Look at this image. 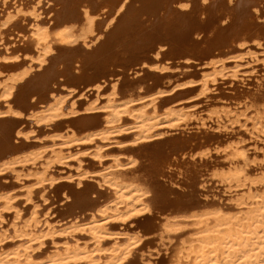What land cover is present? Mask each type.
<instances>
[{"label": "bare ground", "instance_id": "obj_1", "mask_svg": "<svg viewBox=\"0 0 264 264\" xmlns=\"http://www.w3.org/2000/svg\"><path fill=\"white\" fill-rule=\"evenodd\" d=\"M258 51L264 53V0H0V175L12 171L24 189L20 192L32 205L31 212L26 213L10 190L0 194V264H264V159L258 161L252 156L246 138L234 136L236 128L247 133L248 139L258 140L264 134L262 93L255 96L258 99L247 89L245 93L231 92L227 98L214 96L222 105L208 102L207 115L178 105L187 89L191 90L188 86L195 83L200 89L198 95L206 99L213 98L227 80L246 86L251 79L264 87V55ZM172 57L179 59L182 67L210 70L202 71L199 79H185L168 88L163 82L150 81L145 95L140 92L145 87L141 83L139 90L135 87L136 96L131 91L118 96L119 81L130 74L129 70L147 65L164 73L168 65L156 62ZM246 65L250 70L242 69ZM104 89L108 94L99 105L97 101L106 95ZM161 105L167 106L163 112ZM249 108L252 111L248 115ZM25 115L29 123L46 125V142L25 145L37 147V151H23L19 144L35 137V128L21 126L18 117L24 119ZM162 115L173 129H215L236 138L220 141L215 163L208 159L212 150L203 145L205 141L195 151L199 158L194 157L193 134L179 144L172 142L175 145L168 151L155 154L157 178L166 177L169 171L164 169L172 167L174 177H167L170 181L178 177L185 182L198 179L202 185L220 183L236 192L230 205L234 211L217 202H202L201 207L187 202L188 207H182L175 194L169 196L172 183L165 185L159 178L158 187L163 184L166 190H155L149 179L123 175L125 165L137 159L130 158L125 164L120 154L111 153L110 144L121 146L126 136L143 143L164 134L159 122ZM63 117L67 125L65 131L58 132L53 124ZM80 142L91 143L92 160L102 167L94 177L97 185L109 192V200L97 204L85 192L74 193L75 206L65 212L75 216L59 224L35 201L34 186L40 185L45 192L54 185L56 166L68 168L67 177L75 178L77 184L93 178L85 170L84 158L78 155ZM42 148L50 149L46 161L41 160ZM27 163L34 168L27 174L35 178L30 184L19 172ZM251 163L260 168L258 174L251 173ZM151 193L161 201L159 213L170 211L167 215L156 216L154 223L151 219L144 233H130L125 226L112 228L110 222L123 226L149 211ZM87 197L91 211L77 213L88 204ZM42 201H48L46 194ZM151 204L153 207L155 203ZM3 209L11 211V221ZM145 222L141 223L150 221ZM149 233H155L168 251L159 263L149 254L136 260L140 242ZM45 243L52 244L49 253L43 252L48 246H42ZM35 246L44 248L36 252Z\"/></svg>", "mask_w": 264, "mask_h": 264}, {"label": "rangeland", "instance_id": "obj_2", "mask_svg": "<svg viewBox=\"0 0 264 264\" xmlns=\"http://www.w3.org/2000/svg\"><path fill=\"white\" fill-rule=\"evenodd\" d=\"M126 39V38H125ZM125 41V40H124ZM167 49V48H166ZM246 50H244L245 52ZM258 55L261 54L264 55V53H261L260 51H258ZM166 55V54H165ZM247 55V54H246ZM244 55V56H246ZM178 60L177 58H171V59H168V60H165V61H158L156 63H161L163 64L164 62L168 65L169 68H167L166 72L164 73H160L159 72V69H156L155 67H148L147 65H142V66H135L134 68H132L130 71V74L128 76H125L127 77L125 80L123 77L122 80L119 81L120 84L119 85V91L124 92L125 89L128 87H130L127 91H125L124 93H121L118 95L119 97H122V96H127V94L131 91V93H133L135 95L136 94H139L138 93V90H139V86L141 85V87H143V85L145 87H143L142 89H140V92H142V90L145 93L147 94L148 93V87L149 85L147 84L148 82L151 83L152 81L156 82H163V85L164 87H167L168 86H172L176 83H180L182 82L183 80L185 79H193V80H196V79H199L200 78V75L202 74V71H209L210 69L209 68H205V69H201V71H199V67H182V65H180V63H178ZM120 61H123V59H120ZM175 62V63H174ZM180 65V66H179ZM147 66V67H146ZM247 66V65H246ZM243 66L242 69L244 70H250V66ZM143 67V69H142ZM145 67V68H144ZM119 66L117 67V70H118ZM258 68H261L260 65ZM184 71V72H183ZM191 71V72H190ZM198 71V72H197ZM168 72V73H167ZM190 72V73H189ZM198 74H197V73ZM189 73V74H188ZM192 73V74H191ZM195 73V74H194ZM168 74V75H167ZM190 74L194 77H191ZM194 74V75H193ZM197 74V75H196ZM137 75V76H136ZM159 76H162V78H160ZM118 77V76H116ZM133 77V78H132ZM136 78V79H135ZM196 78V79H195ZM136 80V81H134ZM143 80V81H142ZM148 80V81H147ZM128 81V82H127ZM132 81V82H131ZM134 81V83H133ZM140 84H139V82ZM145 81V82H144ZM151 81V82H150ZM248 81H250L248 85L245 86V84H238V83H230L227 81H225V83H223L220 88H219V91L217 90V92H215L214 94H212L213 98H210V99H206L204 98L203 96L201 95H198L200 89H199V86H196L198 83H195L193 85H190L188 87L191 88V90H193V92L191 93V90L188 88L187 90L186 89H183L181 91H187L185 93V97H184V101L181 100L178 105L180 104L181 106H187V107H190L191 109L193 110H199V111H203L204 115L208 114L207 113V103L210 102V101H214V102H217L216 104L217 105H222L220 102V99H214V96L216 98H221V97H224V98H227V95L230 94L231 92H236V91H240L242 93H245V90L244 89H247V92L248 94H251L252 96H260L259 94L262 93L263 97H264V89L260 88V87H263L262 85H260L257 81L255 80H251L249 79ZM125 82V83H124ZM127 82V83H126ZM144 82V84H143ZM228 82V83H227ZM136 83H137V86H136ZM69 85H71L72 83H68ZM130 85V86H127V85ZM67 85V83H66ZM139 85V86H138ZM258 85V86H257ZM72 86V85H71ZM123 86V87H122ZM126 86V87H125ZM226 86V87H225ZM257 86V87H256ZM73 87V86H72ZM133 87V88H132ZM138 90H136V88ZM195 87V88H194ZM198 87V88H197ZM233 87L235 89H233ZM132 88V90H130ZM237 88V89H236ZM255 88V89H254ZM257 88V89H256ZM264 88V87H263ZM80 89V88H78ZM135 89V90H134ZM225 89V90H224ZM232 89V90H231ZM259 89V90H258ZM109 90V89H108ZM134 90V91H133ZM250 90V91H249ZM258 90V91H256ZM261 90V91H260ZM190 91V92H189ZM195 91V92H194ZM106 92V93H105ZM226 92V94L223 96L222 94ZM260 92V93H259ZM103 94H106V95H103L102 97H100V99L97 101V103L99 105H102L105 101V98L108 94V91L106 89H104V91H102ZM189 93V94H187ZM219 93V94H218ZM221 93V95H220ZM125 94V95H123ZM143 94V95H145ZM184 95V94H183ZM220 95V96H219ZM136 96V95H135ZM251 96V97H252ZM95 95L93 94V99H94ZM69 98V97H68ZM72 97H70L68 100H71ZM104 98V99H102ZM256 98V97H255ZM258 99V98H256ZM103 100V101H102ZM202 100V101H201ZM233 101L232 98L229 97V101ZM102 101V102H101ZM189 103V104H188ZM219 103V104H218ZM188 104V105H187ZM203 104V106H202ZM4 105V104H3ZM162 107V108H161ZM167 106H160V112H163L164 109L166 108ZM198 108V109H197ZM250 110V111H249ZM101 111V110H99ZM252 111V108H249L248 109V112L247 114H251L250 112ZM28 115V113H27ZM27 115L24 116V119L23 117H18V119L21 120V126H26L27 124L29 125V129L31 128H35V131L33 133V135H35V137H32V139L28 140V141H19V144L22 146V150L23 151H37V147H34V146H30L29 148H27L25 145L26 144H29V143H32L33 144H36L35 142H38L39 140L42 142L45 140H48L47 138V130H46V125L45 123H29L30 122V118L27 117ZM61 119V120H60ZM58 119L57 121H55L56 123L53 124V127L57 129L58 132H63L65 131V127L67 125V119H65L64 117L63 118H60ZM65 119V120H64ZM210 119V118H208ZM29 120V121H28ZM209 121V120H208ZM59 122V123H58ZM159 122L162 124L160 128V131L163 132L164 134H161V135H158V136H155L153 137L151 140H148V141H145V142H133V140L131 141V136H126L124 139H123V143L121 146H118L114 143H111L110 144V147L111 148V153H114V154H120L121 155V158H123V162H125V164L128 162V160L130 158H136L137 159V162L134 163V164H127L125 165L124 169H123V172H124V176L129 178V177H132V178H142L147 181H149L150 184H152L153 188L155 190H166V188H164L165 186L163 184H161L159 187V183L157 182L159 180V178L161 179L160 181L165 183V185H170V188H171V193H170V197L172 196H175L177 197V199L180 200V202H184L187 203V202H193L194 205L193 206H196V205H200V207L202 206V202H204V204L206 203L207 205L209 204L210 202V205L211 204H223L222 206L226 207V208H230V210L234 211V208H232L231 206L233 205L234 203V200L232 199L235 195H236V192L234 191H229L227 190V187L223 186L222 184H218V183H215V184H212V183H206V187H204L205 185H202L198 179L196 181H189V182H185L186 179L183 181L180 180L178 177H175L174 182L173 181H170L168 180V178H171L174 177V174L172 173L173 171H170L172 170V167H167L166 169H164V172H168L169 171V174L167 175L166 174V177H158L157 178V175H158V172H159V168L157 165V160H156V157H155V154L158 150H163V151H168L169 149L173 148V146L175 144H179L177 142H181L183 140V138H185L186 136H189L190 134H193L195 139L193 140V148H191L192 152L195 153L194 157L195 158H199V155L196 154L195 151H197L199 147V145H202L201 144V141H205V143L203 144L204 146L206 147H209L208 149L209 150H212L210 152V156H211V153H212V157L208 158L209 160H211V162H214V160L216 159V156L218 155L217 152H216V149L218 146H220V141H223L225 142L226 139H236L235 137L237 136H242L244 138H246V142L250 145V148H251V154L252 156H257L258 157V161H260L261 159H264V134H262V137L258 140H256V138H250L248 139L247 136V133H243V131L239 128H236L234 131L236 132L234 134V136L232 137V134H228L226 133L225 131H219V130H215V129H212L211 131L209 132H201V131H195L196 129H194V127H192V129L190 130H186V131H183L181 130L182 128H179V129H173L172 126H169L168 122L166 121V118L164 117V115L160 116L159 117ZM58 123V125H57ZM212 122L209 121V124H211ZM34 124V126H32ZM214 124V123H212ZM27 125V126H28ZM55 125V126H54ZM60 125V126H59ZM40 126V127H39ZM62 126V127H61ZM127 126H130V125H127ZM60 127V128H59ZM168 127V128H167ZM42 128V129H41ZM171 128V129H170ZM28 129V130H29ZM62 129V130H61ZM162 129V130H161ZM173 129V130H172ZM40 130V131H39ZM42 131V132H41ZM168 131V132H166ZM166 132V133H165ZM179 132V133H178ZM129 133V132H128ZM40 134V135H38ZM175 134V135H174ZM199 134V135H198ZM32 135V136H33ZM222 135V137L220 136ZM202 136V138H201ZM213 136V137H212ZM220 136V137H219ZM231 136V137H230ZM36 137H40L41 139H35ZM213 139H212V138ZM229 137V138H227ZM165 142H164V140ZM208 139V140H207ZM21 140V139H20ZM207 140V141H206ZM31 141V142H30ZM209 141V142H208ZM256 141V142H255ZM174 142V143H172ZM49 143V142H48ZM81 143V144H80ZM80 151H79V156L84 158V166H85V170L88 172V173H92L90 174L91 176H93V178H87V179H82V183L81 184H77L76 183V179H71L69 177H67L68 173H66V171H68L67 169L68 168H64V166L62 167H58L56 166L55 167V177L56 179L53 181L51 187H48L45 189V192L42 191V189L40 188V185H36L34 186L35 187V193H34V199L35 201L40 204V208L42 210H44V214L45 213H48V214H51V217H56V218H53L55 219V221H57L59 224L61 223H65V222H69L70 219H72V217L75 216H68L65 212V211H68V213L70 212V210L72 211V208L75 206L73 204V197H74V193H75V196L77 194H79V192L81 193H86L88 194L87 196L90 198V199H93V200H97V204H100L103 202L105 203L106 200H109V192L101 187V186H98L97 185V180L95 179V177L97 176L96 172H98L102 167H99L98 164L96 162H94L92 159V156L90 155V152L92 150L91 148V143L89 144V142H80ZM88 143V144H87ZM82 144H86L85 146L82 145ZM170 144V145H168ZM162 145V146H161ZM210 145V146H209ZM89 146V147H88ZM164 146V147H163ZM166 146V147H165ZM161 147V148H160ZM108 148V149H109ZM154 148V149H153ZM165 150H164V149ZM29 149V150H28ZM45 152L44 154L41 153V156L44 155V157H42V161H46L49 157V152H50V149H46V148H42ZM41 149V151H42ZM152 149V150H151ZM49 150V151H48ZM156 150V151H155ZM153 152V153H152ZM47 153V154H46ZM46 154V155H45ZM153 154V155H152ZM214 154V155H213ZM154 156V157H153ZM45 158V159H44ZM153 158V159H152ZM109 159V158H108ZM155 159V160H154ZM207 159V160H208ZM214 159V160H213ZM108 162H106L107 164L110 162L109 160H107ZM262 161V160H261ZM72 162V164H75L76 162L73 160L71 161L70 160V163ZM139 163V164H138ZM215 163V162H214ZM19 167V166H18ZM128 167V168H127ZM202 168H204V166H202ZM21 169V170H20ZM175 169V168H174ZM255 169V170H254ZM258 169V170H257ZM6 171L4 173H2L0 175V194L1 193H4V192H7L8 190H10L9 194H13L15 195V199L14 201L19 203L20 204V207L26 212V213H30L31 210H32V205H31V201L29 200H25L26 198V195L22 194L24 192V189L21 188V186H18V182L16 180V178L14 177L13 175V172L12 171ZM126 171H127V174H126ZM129 171V172H128ZM136 171V172H135ZM254 171V173H253ZM260 171V168H256V165H254L253 163H251V173L253 175L255 174H258ZM19 172L22 173L23 175V180L24 181H27L28 184L30 183H33L35 182V178L32 177V176H27L30 175L29 173L31 172H34V168H31L30 166V163H27L26 165L24 166H20L19 167ZM258 172V173H257ZM11 173V175H10ZM130 173V174H129ZM136 173V174H135ZM139 173V174H138ZM6 175V176H5ZM129 177H128V176ZM141 175V176H140ZM170 175V176H169ZM95 176V177H94ZM146 176V177H145ZM148 176H151L150 178ZM168 177V178H167ZM31 178V179H29ZM33 178V179H32ZM27 179V180H26ZM152 179V180H151ZM167 182H165L166 180ZM176 179H179V181H177ZM141 180V179H140ZM144 181V180H143ZM155 181V182H154ZM169 181V182H168ZM16 182V184L14 183ZM195 182V183H194ZM199 182V183H198ZM58 185H57V184ZM186 183V184H185ZM188 183V184H187ZM194 183V185H192ZM56 184V185H55ZM65 184V185H64ZM69 184V185H67ZM180 184L182 186H180ZM8 185V187L6 186ZM64 185V186H63ZM187 185V186H185ZM192 185V186H191ZM2 186V187H1ZM6 186V187H4ZM17 186V187H16ZM37 187V188H36ZM65 187V188H64ZM184 187V188H183ZM186 187V188H185ZM71 188V189H70ZM82 191H81V189ZM84 188V189H83ZM195 188V189H194ZM38 189V190H37ZM40 189V191H39ZM67 189V191H66ZM70 189V190H69ZM74 189V190H73ZM172 189H173V192H172ZM175 189V190H174ZM37 190V191H36ZM49 190V191H48ZM62 190V191H61ZM73 190V191H72ZM85 190V191H84ZM87 190V191H86ZM196 190V191H195ZM19 191L18 194H16L17 192ZM20 191H23V192H20ZM57 191V192H56ZM78 191V192H77ZM176 193H175V192ZM245 191V190H243ZM15 192V194H14ZM39 192V193H38ZM68 194H67V193ZM89 192V193H88ZM70 193V194H69ZM173 193V194H172ZM38 194V195H37ZM47 195L48 196V201H42L43 200V195ZM91 194V195H89ZM175 194V195H174ZM73 195V196H72ZM150 195V194H149ZM151 193V197L148 196V199H150V205H151V209L148 211H144L142 213H139L137 216H135V218L133 217V219H129L128 222H124V225L123 226H115V223L113 222H110V225L112 226V228H117V227H124L127 229L128 232L130 233H134V232H140V233H144L143 230H147V228H149V226H151V219H153V223L156 222L154 219L156 216H160L162 209L160 211V202L158 201V198L153 195ZM39 196V197H37ZM65 196V197H64ZM66 196H69L68 198H66ZM107 196V197H106ZM72 197V198H71ZM87 197V198H88ZM94 197H97L96 199ZM174 197V198H176ZM188 197V198H187ZM190 197V198H189ZM86 199L85 201H87L86 203V207L82 208V209H77L76 211H78L77 213H79L80 211L84 212L81 214H88L91 210L90 209H87L89 208V204L91 202H88V201H91ZM99 198V199H98ZM199 198V199H198ZM102 199L104 201H102ZM189 199V200H188ZM200 199L202 201H200ZM101 200V201H100ZM186 200V201H185ZM199 200V201H197ZM42 201V202H41ZM155 201V202H154ZM72 202V203H71ZM182 204V207H188L187 204ZM208 202V203H207ZM217 202V203H216ZM67 203H70V204H67ZM151 203H155L152 207V204ZM85 204V203H84ZM196 204V205H195ZM203 204V205H204ZM231 205V206H230ZM44 206V207H43ZM72 206V208H71ZM159 206V207H158ZM71 208V209H70ZM199 208V206L197 207ZM232 208V209H231ZM69 209V210H68ZM87 209V210H86ZM4 210V209H3ZM84 210V211H83ZM4 212L6 213V218L11 221L12 220V217L13 215L10 213L11 211L9 210H4ZM88 212V213H86ZM165 212V214L167 215L170 211H163ZM168 212V213H167ZM8 213V215H7ZM155 214V215H154ZM165 214H161L162 216L165 215ZM147 215V216H146ZM153 215V216H152ZM29 216V215H27ZM64 216V217H63ZM68 216V217H67ZM137 219V220H136ZM147 219V220H146ZM136 220V221H135ZM141 220V221H140ZM150 221L149 223H147V221ZM138 221V222H137ZM143 221H146L145 223H147L146 225L141 223ZM126 223V224H125ZM138 223V224H137ZM152 223V224H153ZM114 224V226H113ZM142 224V225H140ZM127 225V226H126ZM134 225V226H133ZM138 225V226H137ZM149 225V226H148ZM144 227V228H140V227ZM190 226V225H189ZM188 226V228H190ZM133 227V228H132ZM138 227V228H137ZM132 228V229H131ZM187 230V229H186ZM80 234V233H78ZM77 234V235H78ZM155 233H149L147 234V236L143 237V240L140 242V247L141 249L140 250H137L136 252V255L138 256L136 260L138 261H141V258L142 256L145 257L146 255L149 254L150 256V259L153 261H162L163 259H165L167 256H168V251L166 250L165 246H163L162 244H159V239L157 238V236L155 237ZM78 237L80 238L81 235ZM82 237H84L82 235ZM146 240H145V239ZM83 239V238H82ZM158 239V240H157ZM49 243L50 239H47ZM146 241V242H145ZM144 242V243H143ZM47 243L43 244L42 246H45ZM143 243V244H142ZM148 243V244H147ZM142 244V245H141ZM147 244V245H146ZM48 245V246H47ZM44 248V247H34V251H41L42 248L43 249V252L46 251L45 253H49V251H52V248L50 249V247H52V244H47ZM143 245H146V248L145 246L143 247ZM154 245V246H153ZM49 247V248H48ZM144 248V249H143ZM48 250V251H47ZM36 251V252H37ZM146 253V254H145ZM152 253V254H151ZM139 254V255H138ZM141 255V256H140ZM139 257H140V260H139ZM148 257V256H146Z\"/></svg>", "mask_w": 264, "mask_h": 264}]
</instances>
